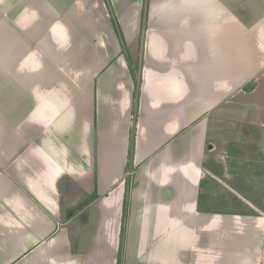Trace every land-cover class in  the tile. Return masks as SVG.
Returning <instances> with one entry per match:
<instances>
[{
  "label": "crops",
  "instance_id": "0c3cea01",
  "mask_svg": "<svg viewBox=\"0 0 264 264\" xmlns=\"http://www.w3.org/2000/svg\"><path fill=\"white\" fill-rule=\"evenodd\" d=\"M149 1L132 126L95 3L0 0V264H264V0L223 33L220 0Z\"/></svg>",
  "mask_w": 264,
  "mask_h": 264
},
{
  "label": "rangeland",
  "instance_id": "374dc122",
  "mask_svg": "<svg viewBox=\"0 0 264 264\" xmlns=\"http://www.w3.org/2000/svg\"><path fill=\"white\" fill-rule=\"evenodd\" d=\"M38 1V4H41V2H42V0H37ZM41 1V2H40ZM46 1V0H45ZM66 1V0H65ZM67 1H70V0H67ZM90 4H92V3H95V1H92V0H87ZM121 2V0H97L96 1V5H95V14L93 13V15H94V18H95V21H96V23H95V27L97 26L98 28H97V30H96V32H98L99 30L101 31H103L102 33H104V36L106 35V36H108L109 37V35H110V33H109V24H108V20L110 19V21H113V18L115 19V16L114 15H116L117 13H116V10H123V13H126V14H128L129 15V13L130 12H136L135 14H138L139 12H140V14H138V15H140V22H141V30H140V35H139V37H138V39H136V37H135V41H134V45H129V47L127 46V45H125V49H126V53H127V55H128V58H129V61H128V59L126 58V54H125V56H124V54H123V56H124V58H125V60H126V63H127V67H128V69H129V71H131V70H134V72H135V75H136V80H137V84H139V79H140V70H141V66H142V64H141V61H142V45H141V42H142V38H143V36H142V27H143V25H144V23H143V21H144V18H143V16H142V12L144 11V10H148V5L150 4V1L149 0H141V3H140V9H139V7H138V2H135V1H137V0H127L126 2H125V0H122V2L124 1V3L123 4H127L128 3V5H126V7L127 8H122L123 6H121V3H120V6H118L119 5V2ZM233 1L234 0H220V32L222 31V33L223 32H230V30H231V28L232 27H235V26H237L238 24V19L240 18L241 19V23H242V25H244V26H248L249 24H250V22L252 23L253 22V19L254 18H249L248 16L251 14L250 12L252 11V10H254V8H255V6L254 5H252L250 8H244L243 10H244V12H243V10L240 12V10L238 9V7L236 8V7H233V6H235L234 5V3H233ZM236 2L237 1H242V0H235ZM118 2V3H117ZM28 3H29V1H28ZM81 3H83V1L81 2ZM91 6H94V4H92ZM116 7H118V8H116ZM33 10H35L34 8H33ZM118 10V11H119ZM250 10V11H249ZM226 12V15L227 14H229V15H227V17L223 14V13H221V12ZM249 11V12H248ZM120 12V11H119ZM147 13V12H146ZM235 13H240V16H242V18L241 17H239V18H237V17H235L236 15H235ZM125 14V15H126ZM130 14H132V13H130ZM245 14V15H244ZM147 15V14H146ZM112 18V19H111ZM126 19H127V17H126ZM126 19H125V21H126ZM191 19V18H190ZM189 19V20H190ZM87 21H88V19H86ZM194 23L195 22H200L198 25H196V26H207L206 24H205V22H203L202 23V21L201 20H199V19H191ZM128 22V21H127ZM126 22V23H127ZM214 23V22H213ZM212 23V24H213ZM101 24V25H100ZM194 25V24H193ZM91 26H93V25H91ZM131 26V27H130ZM127 27H128V30H129V33H131V31H132V25L131 24H129V22H128V24H127ZM115 31V30H114ZM99 33V32H98ZM106 33V34H105ZM107 33H109V34H107ZM30 36V35H29ZM117 36V35H116ZM240 36H239V34H237V35H233V33H232V35H230V36H228V35H224V36H222V34L220 33V43L223 41V40H233V39H236L235 41H239V38ZM118 38V37H117ZM34 42H33V44L36 42L35 40H33ZM123 41H124V43L125 44H127V39H125V37H124V35H123ZM185 38H173L172 39V43L174 44V45H177V44H184L185 43ZM120 44V43H119ZM130 44V43H129ZM164 61H165V63H168V61L166 60V59H164ZM165 68H164V70L163 69H157V72H156V76L158 77V76H165V77H167V76H170V75H172L171 73H169V71H170V67L171 66H169V68L167 69V67L166 66H164ZM167 69V70H166ZM130 74H131V72H130ZM132 75V74H131ZM137 95H139V91H138V94ZM133 119H132V126H133V124H134V122H135V113H136V111H135V109L133 108ZM136 125V124H135ZM132 133H133V128H132ZM128 166H130L128 169H127V173H126V179H127V181H128V186H130L131 185V181H132V179H131V175H132V171H133V168H132V165H128Z\"/></svg>",
  "mask_w": 264,
  "mask_h": 264
},
{
  "label": "trees",
  "instance_id": "16d2710c",
  "mask_svg": "<svg viewBox=\"0 0 264 264\" xmlns=\"http://www.w3.org/2000/svg\"><path fill=\"white\" fill-rule=\"evenodd\" d=\"M145 13H146V10H144L143 12H142V16H143V18H145ZM144 22V21H143ZM112 24H113V28H114V30H115V33H116V35H117V37H118V41H119V43H120V46H121V49H122V53L124 54V56H125V54H126V58L128 59V61H129V58H128V55H127V53H126V49H125V43H124V41H123V35H122V33H121V30H120V27L118 26V24H117V22H116V20L113 18V21H112ZM131 72V74H132V77H133V80H134V85H135V92H134V100H135V102H134V109L136 110V108H137V102H138V88H139V86H138V84L136 83L137 82V80H136V75H135V72H134V70H131L130 71ZM133 149H134V131H133V133H132V137L130 138V148H129V157H128V159L130 160L131 159V156H132V153H133ZM127 208H128V200H126L125 199V201H124V216H123V225H122V235H121V238L124 240V237H125V235H124V232H125V227H126V214H127ZM121 261H122V254H120V256H119V261H118V264H121Z\"/></svg>",
  "mask_w": 264,
  "mask_h": 264
},
{
  "label": "flooded vegetation",
  "instance_id": "af4514ba",
  "mask_svg": "<svg viewBox=\"0 0 264 264\" xmlns=\"http://www.w3.org/2000/svg\"><path fill=\"white\" fill-rule=\"evenodd\" d=\"M125 199L127 200V195H126ZM125 199H124V201H125Z\"/></svg>",
  "mask_w": 264,
  "mask_h": 264
}]
</instances>
